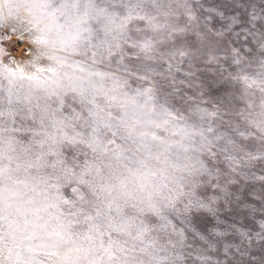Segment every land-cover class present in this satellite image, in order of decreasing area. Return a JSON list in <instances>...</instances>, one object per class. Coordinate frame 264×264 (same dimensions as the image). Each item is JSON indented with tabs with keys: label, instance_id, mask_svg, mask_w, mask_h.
Segmentation results:
<instances>
[{
	"label": "snow or ice",
	"instance_id": "1",
	"mask_svg": "<svg viewBox=\"0 0 264 264\" xmlns=\"http://www.w3.org/2000/svg\"><path fill=\"white\" fill-rule=\"evenodd\" d=\"M182 7V0H0V20L5 9L34 11L36 42L55 49L40 57L56 62L33 64L30 74L0 69L10 84L20 82L0 94V264H185L191 245L174 214L213 211L219 200L250 194L242 179L264 181L253 172L264 165V33L255 78L233 57L244 108L226 102L174 113L166 97L179 90L176 81L153 82L145 61L163 57L158 46L187 31L179 27ZM88 60H115L126 77L90 71ZM129 78L152 86L125 91ZM64 181L78 185L75 199L58 194ZM211 189L219 194L207 195ZM197 238L205 239L193 230Z\"/></svg>",
	"mask_w": 264,
	"mask_h": 264
},
{
	"label": "rangeland",
	"instance_id": "2",
	"mask_svg": "<svg viewBox=\"0 0 264 264\" xmlns=\"http://www.w3.org/2000/svg\"><path fill=\"white\" fill-rule=\"evenodd\" d=\"M182 2L184 7L178 12L179 27L186 26L187 31L158 46V53L165 54L163 57L157 54L145 61L153 69L150 79L157 82L166 77L169 81H176L179 90L169 89L171 95L166 97L167 106L174 113L189 116L194 105L212 112L218 104L226 102L244 108L245 100L242 97L246 86L233 79L241 67L233 62V57L242 61L246 75L255 78L261 71L257 60L261 52L260 34L264 33V0ZM4 15L5 19L0 20V69L5 65L13 69L20 67L30 74L35 71L33 64L40 68L55 66L56 62L47 56L40 57L41 52L55 49L36 42L37 36L42 33L28 23L34 11L14 8L9 15L5 9ZM232 49L236 51L232 52ZM181 52L186 55L181 56ZM169 56L172 58L169 59ZM212 56L217 59L211 60ZM72 59L83 61L85 58L73 55ZM248 61L252 62L250 67ZM87 63L91 65L90 71L126 77L115 60L94 65L88 60ZM124 63L129 61L125 60ZM50 75L47 72L41 74L42 78ZM105 82L109 88L117 87L111 79L106 78ZM19 83L10 84L0 72V94H5L9 88L17 91ZM23 83L26 88L27 81ZM141 85L152 86L146 81L129 78V84L122 87L128 91ZM250 90L256 91L259 96L255 86ZM253 172L255 177L264 176V165L258 163ZM242 185L249 195L240 197L237 193L228 203L219 200L213 204V211L193 209L191 213L174 214L173 223L185 231L189 237L186 244L191 245L184 250L190 252L185 264H264V211H261L264 201L259 199L264 193V181L242 179ZM75 187H78L75 182L64 181L58 186V194L64 199L73 200L76 193L72 189ZM52 191L53 195L57 194L55 189ZM218 194L216 189L207 193L209 196ZM241 199L243 203L239 202ZM64 207L66 209L67 205ZM3 226L4 221L0 220V227ZM193 230L205 239L197 238L194 242Z\"/></svg>",
	"mask_w": 264,
	"mask_h": 264
}]
</instances>
